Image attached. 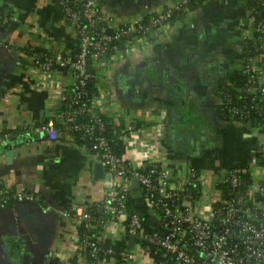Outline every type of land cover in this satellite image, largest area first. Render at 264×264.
Masks as SVG:
<instances>
[{
  "label": "crops",
  "instance_id": "crops-1",
  "mask_svg": "<svg viewBox=\"0 0 264 264\" xmlns=\"http://www.w3.org/2000/svg\"><path fill=\"white\" fill-rule=\"evenodd\" d=\"M169 1L102 0L101 10L118 22ZM260 16L264 20V7ZM260 34L264 30L251 25L247 0H202L120 54L94 63V89L117 115L101 108L117 125L118 153L137 160L139 146L134 151L123 137L133 124L156 143L154 159L173 178L195 168L211 181L239 162L252 178L260 177L263 169L253 156L264 143V120L239 122L217 112L222 91L242 84L243 39ZM76 46L75 28L58 3L0 0V264H69L75 252L69 211L98 203L109 188L100 161L76 136L50 139L34 128L56 120L57 96L73 79L61 66L41 70L33 52H72ZM254 58L264 70V54ZM150 129L158 130V142ZM106 230L115 247L133 246L121 226ZM136 252L132 264H149Z\"/></svg>",
  "mask_w": 264,
  "mask_h": 264
},
{
  "label": "built area",
  "instance_id": "built-area-1",
  "mask_svg": "<svg viewBox=\"0 0 264 264\" xmlns=\"http://www.w3.org/2000/svg\"><path fill=\"white\" fill-rule=\"evenodd\" d=\"M51 1L61 6L73 24L77 46L75 52L61 49L33 52V59L43 71L55 66L66 68L73 82L57 96L56 120L34 128L50 139L64 136L87 139L89 143L81 144L93 159L100 161L110 180L98 203L69 211L75 222V252L71 256L76 254L79 264H95L100 252L117 251L119 264H132L138 257L136 250L140 249L149 264H264V143L255 148L253 156V162L262 167L263 173L258 178L250 176L248 182L243 178L248 165L240 164L215 173L211 181L195 168H190L185 178H173L154 159L158 152L156 143L145 140L141 129L133 124L125 126L123 137L134 151L139 146L137 160L125 159L115 152L105 133L101 108H107L114 119L117 115L101 92H88L87 86L93 84L95 76L89 64L99 62L106 53L120 54L135 41L145 39L167 25L191 0H171L154 11L118 22L105 16L101 0ZM249 19L256 30H264L262 18L256 26L253 14ZM254 55L241 58L242 100L240 104H231L229 110L238 118L263 121L264 70L254 65ZM156 132L157 129L148 131L158 142ZM133 178L138 181V195L131 185ZM206 184L213 191L206 203L198 207L195 202L202 201ZM129 196L146 202L152 217L148 225L141 213L127 210ZM107 225L121 226L129 238L133 235V246L104 247Z\"/></svg>",
  "mask_w": 264,
  "mask_h": 264
},
{
  "label": "trees",
  "instance_id": "trees-1",
  "mask_svg": "<svg viewBox=\"0 0 264 264\" xmlns=\"http://www.w3.org/2000/svg\"><path fill=\"white\" fill-rule=\"evenodd\" d=\"M202 0H191L186 7H192V6H196L198 5ZM102 3V0H101ZM184 7V8H186ZM251 7H253V10L250 11ZM264 7V0H247V10H248V15L253 14L254 15V22H253V26H256L258 24V21L261 19L260 16V12L261 9ZM183 8V9H184ZM182 9V10H183ZM181 10V11H182ZM181 11L179 12V14L181 13ZM73 52H75V49L73 50ZM257 54V55H261L264 54V36H257V37H247L244 38L242 41V57L246 54L249 55H253V54ZM108 53L105 54V56H107ZM89 69L91 71H94V66L92 64L88 65ZM88 88V92L91 93L93 91H95L94 89V85L88 84L87 86ZM242 90L241 87L239 89H234V88H228L224 91H222V101L223 103L221 105L218 106L217 112L218 115L221 118H225V119H231V120H235V121H246L248 120V118H238L236 117V115H232L230 113L229 110V106L231 104H240L241 100H242ZM221 106V108H220ZM102 118L105 121L106 124V135L109 137V140L113 146V148L115 149V152L118 153V150L116 148L115 142H114V138H115V132H117L118 128L117 125H114L112 123V121L109 120V117L106 116L105 114H102ZM113 124V125H112ZM78 138L79 142H84L85 144L89 143L87 139H80L79 137L76 136V140ZM237 164L240 165H245L247 166V164L245 162H239ZM246 168V167H245ZM243 178L245 179L246 182H248L250 180V174H249V170L245 169L243 171ZM140 203V204H139ZM127 210L128 211H138L139 213L142 214L143 216V222L145 225H148V223L150 222V214L148 212V208L146 205V202L144 201V199H142L141 201H138L137 197H132L129 196L127 199ZM104 247L109 246L110 244H112L111 240L106 236L103 238V242H102ZM98 262L95 264H119L121 262V259L119 258V254L117 251L115 252H111V253H103L100 252L98 254ZM90 258L88 257V260ZM69 264H79L78 263V258L77 255L74 254L73 256H71L69 258Z\"/></svg>",
  "mask_w": 264,
  "mask_h": 264
},
{
  "label": "water",
  "instance_id": "water-1",
  "mask_svg": "<svg viewBox=\"0 0 264 264\" xmlns=\"http://www.w3.org/2000/svg\"><path fill=\"white\" fill-rule=\"evenodd\" d=\"M95 170H96V172H99V170H100V164H99V163H97V164L95 165ZM131 185H132L133 187H137V186H138V181H137L136 178H133V179L131 180ZM150 220H152V217H150ZM153 221H154V220H153ZM133 241H134V236L132 235V236H130V246H131V244L133 243Z\"/></svg>",
  "mask_w": 264,
  "mask_h": 264
},
{
  "label": "rangeland",
  "instance_id": "rangeland-1",
  "mask_svg": "<svg viewBox=\"0 0 264 264\" xmlns=\"http://www.w3.org/2000/svg\"><path fill=\"white\" fill-rule=\"evenodd\" d=\"M264 138V137H263ZM204 187V193H203V195H202V197H201V199H202V201L205 199H208V195L207 194H209L210 192L208 191V188H207V184L205 185V186H203Z\"/></svg>",
  "mask_w": 264,
  "mask_h": 264
}]
</instances>
